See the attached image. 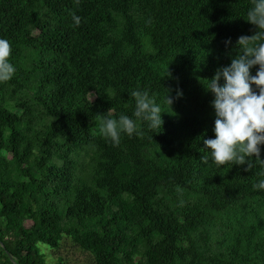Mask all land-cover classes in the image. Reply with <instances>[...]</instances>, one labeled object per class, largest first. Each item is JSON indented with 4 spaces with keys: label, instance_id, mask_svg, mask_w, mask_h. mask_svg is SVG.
<instances>
[{
    "label": "trees",
    "instance_id": "obj_1",
    "mask_svg": "<svg viewBox=\"0 0 264 264\" xmlns=\"http://www.w3.org/2000/svg\"><path fill=\"white\" fill-rule=\"evenodd\" d=\"M251 7L0 0L15 67L0 81V264H45L37 244L62 237L93 264H264V189L253 188L264 165L217 166L204 143L215 138L205 80L258 30ZM133 91L160 105V129L134 116ZM112 111L142 135L121 132L115 145L100 131Z\"/></svg>",
    "mask_w": 264,
    "mask_h": 264
},
{
    "label": "clouds",
    "instance_id": "obj_2",
    "mask_svg": "<svg viewBox=\"0 0 264 264\" xmlns=\"http://www.w3.org/2000/svg\"><path fill=\"white\" fill-rule=\"evenodd\" d=\"M76 3L79 5V0ZM73 20L76 25L81 23V17L75 13ZM246 20L258 30L251 36L239 37L237 45L240 52L231 59L230 65L218 68L210 80H205L206 90L214 94L211 103L215 110V138L206 139L204 143L217 166L228 162L247 164L245 171H249L257 164L264 165L258 147L264 144V0H252ZM225 43L230 44V38ZM11 51L9 41L0 39V81L10 80L15 73L14 65L8 62ZM257 65L259 68L253 76L250 69ZM170 91L167 90L165 102L171 108L174 100L168 94ZM131 95L136 102L134 116L147 121L150 128L160 129L163 124L161 113L164 111L155 99L147 91H133ZM182 95V91L177 90L176 98ZM100 131L115 145L120 142L121 132L129 136L133 133L142 135L136 120L123 114L118 120L103 118ZM201 159L204 163L208 162L206 156ZM253 188L264 189V179L254 184Z\"/></svg>",
    "mask_w": 264,
    "mask_h": 264
},
{
    "label": "rangeland",
    "instance_id": "obj_3",
    "mask_svg": "<svg viewBox=\"0 0 264 264\" xmlns=\"http://www.w3.org/2000/svg\"><path fill=\"white\" fill-rule=\"evenodd\" d=\"M91 111L90 108L87 109ZM114 118L119 119L120 114L112 111ZM39 250L44 253L45 264H93L90 255L71 243L69 238L62 237L56 248H49L38 243Z\"/></svg>",
    "mask_w": 264,
    "mask_h": 264
}]
</instances>
